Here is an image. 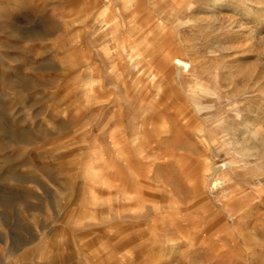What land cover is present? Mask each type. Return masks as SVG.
Returning <instances> with one entry per match:
<instances>
[{
  "label": "rangeland",
  "instance_id": "1",
  "mask_svg": "<svg viewBox=\"0 0 264 264\" xmlns=\"http://www.w3.org/2000/svg\"><path fill=\"white\" fill-rule=\"evenodd\" d=\"M209 1L0 0V264H264V0Z\"/></svg>",
  "mask_w": 264,
  "mask_h": 264
},
{
  "label": "bare ground",
  "instance_id": "2",
  "mask_svg": "<svg viewBox=\"0 0 264 264\" xmlns=\"http://www.w3.org/2000/svg\"><path fill=\"white\" fill-rule=\"evenodd\" d=\"M221 2V0H211V1H209L208 2V4L206 5V9H209V8H212V9H215L216 7H217V2ZM224 1V0H223ZM124 2V1H123ZM205 8V7H204ZM205 9V10H206ZM131 17V16H130ZM257 26V25H256ZM252 27H249V29H248V31H249V34H251V36L253 35L252 33H253V30H250ZM140 32V31H139ZM126 49V48H125ZM174 62L176 63V66H177V69L178 70H181V71H189L188 70V68H190L189 66H190V64L189 63H185V62H183L181 59H176L175 58V60H174ZM127 73V72H126ZM152 75V74H151ZM163 87V86H162ZM184 92V91H183ZM160 95V94H159ZM155 98V97H154ZM156 101V100H155ZM190 101V100H189ZM162 103H164V102H162ZM160 104V103H159ZM167 105V104H166ZM161 106V105H160ZM187 106V105H186ZM163 107V106H162ZM193 107H194V105H193ZM161 108V107H160ZM155 109V108H154ZM151 110V112L152 111H155V110ZM162 109V108H161ZM165 109H166V106H165ZM173 109V108H172ZM184 110V109H183ZM164 111H166V110H164ZM168 111V110H167ZM166 111V112H167ZM206 111V110H205ZM170 112V111H169ZM173 113L175 112V110L174 111H172ZM155 113H153L152 115H154ZM156 114H158L157 112H156ZM198 114V113H197ZM159 115V114H158ZM194 115V114H193ZM256 115V114H255ZM160 116V115H159ZM259 116V115H258ZM185 117V116H184ZM256 118V117H255ZM165 119V118H164ZM152 121V120H151ZM187 121V120H186ZM263 122V121H262ZM261 121H258V123H257V125H259V127L261 126V123H262ZM255 123H256V121L254 120L253 122H251L250 124H248V125H250V127L251 128H253V126L255 125ZM167 124V123H166ZM143 125V124H142ZM146 128H148L147 126H145ZM257 127V126H256ZM255 127V128H256ZM144 128V127H143ZM145 129V128H144ZM151 129H158V128H151ZM161 129V128H160ZM163 129V128H162ZM259 129V128H258ZM147 130V129H146ZM253 130V129H252ZM155 131V130H154ZM145 132V131H144ZM157 132V131H156ZM247 133V132H246ZM259 134V133H258ZM162 136V135H161ZM149 146V145H148ZM167 148V147H166ZM154 149V148H153ZM173 149V148H172ZM160 154V153H159ZM263 157V156H262ZM207 163V162H206ZM174 167V166H173ZM159 168V167H158ZM156 172V171H155ZM159 173V172H158ZM160 177V176H159ZM218 183H217V181H215L214 182V185L216 186ZM179 191H181L180 189H179ZM180 193H182V192H180ZM179 196V195H178ZM181 197V196H180ZM245 212V211H244Z\"/></svg>",
  "mask_w": 264,
  "mask_h": 264
}]
</instances>
